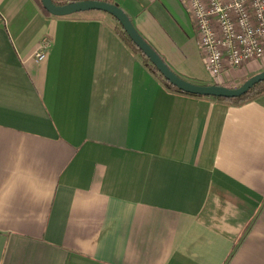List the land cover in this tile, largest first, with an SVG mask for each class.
<instances>
[{
  "label": "crops",
  "instance_id": "1",
  "mask_svg": "<svg viewBox=\"0 0 264 264\" xmlns=\"http://www.w3.org/2000/svg\"><path fill=\"white\" fill-rule=\"evenodd\" d=\"M111 2L176 73L213 83L181 0ZM0 12V264H264V93L165 88L104 11Z\"/></svg>",
  "mask_w": 264,
  "mask_h": 264
},
{
  "label": "built area",
  "instance_id": "2",
  "mask_svg": "<svg viewBox=\"0 0 264 264\" xmlns=\"http://www.w3.org/2000/svg\"><path fill=\"white\" fill-rule=\"evenodd\" d=\"M181 1L190 15L204 68L213 83H219L228 67L264 59V0ZM50 45L51 37L43 35L33 52L34 59H44Z\"/></svg>",
  "mask_w": 264,
  "mask_h": 264
},
{
  "label": "water",
  "instance_id": "3",
  "mask_svg": "<svg viewBox=\"0 0 264 264\" xmlns=\"http://www.w3.org/2000/svg\"><path fill=\"white\" fill-rule=\"evenodd\" d=\"M41 5L51 15L64 16L84 10H100L113 16L126 31L132 42L145 54L158 72L178 89L195 95L234 97L247 91L254 83L264 79V69L244 79L239 85L228 87L221 83H194L176 74L157 51L138 32L129 15L117 3L107 0H72L56 3L53 0H40Z\"/></svg>",
  "mask_w": 264,
  "mask_h": 264
},
{
  "label": "trees",
  "instance_id": "4",
  "mask_svg": "<svg viewBox=\"0 0 264 264\" xmlns=\"http://www.w3.org/2000/svg\"><path fill=\"white\" fill-rule=\"evenodd\" d=\"M34 1L37 3V5L39 6V8L41 9V11L44 14L49 15V16H54V15H51L47 10H45L43 8V6L41 5L40 0H34ZM53 1L56 2V3H65V1H58V0H53ZM107 1H111V0H107ZM91 11L95 12V11H100V10L92 9V10H84V11H81V12H91ZM111 17L115 21L114 25H113V28L116 30L118 35L123 39V41L127 45L130 46V48L133 50V52L137 53L139 56H141L143 58V60L145 61V64L162 81V83L165 86V88H167L169 90H173V91L184 92V91L178 89L173 84H171L167 79H165L158 72V70L155 68V66L153 64H151V62L145 56V54L132 42L130 37L127 35L126 31L122 28L121 24L113 16H111ZM243 80L244 79H242L240 81H234L233 79H230L228 81L223 82L222 84L225 85V86H228V87H233V86L239 85ZM184 93H187V92H184ZM261 93H264V79L254 83L247 91H245L244 93H242V94H240L238 96H234V97L209 96V97L220 99V100H225V101L230 102V103L239 104V103H242L244 101H247L249 99H252V98L258 96ZM199 96H204V95H199Z\"/></svg>",
  "mask_w": 264,
  "mask_h": 264
},
{
  "label": "rangeland",
  "instance_id": "5",
  "mask_svg": "<svg viewBox=\"0 0 264 264\" xmlns=\"http://www.w3.org/2000/svg\"><path fill=\"white\" fill-rule=\"evenodd\" d=\"M171 68V67H170ZM172 69V68H171ZM173 70V69H172ZM174 71V70H173ZM175 72V71H174ZM207 72V71H206ZM176 73V72H175ZM176 74H178V73H176ZM179 75V74H178ZM180 77H182L183 79H186V80H188V81H190V82H193V81H191L192 79H187L186 77H184V76H182V75H179ZM225 81V79H224V77H222L221 79H220V81H219V83H223ZM194 83H196V82H194Z\"/></svg>",
  "mask_w": 264,
  "mask_h": 264
}]
</instances>
